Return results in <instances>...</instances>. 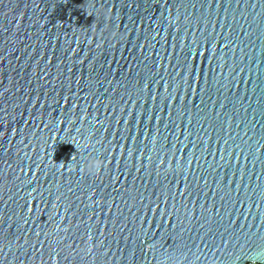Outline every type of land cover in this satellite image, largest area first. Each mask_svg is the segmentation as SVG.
<instances>
[{
    "label": "water",
    "instance_id": "1",
    "mask_svg": "<svg viewBox=\"0 0 264 264\" xmlns=\"http://www.w3.org/2000/svg\"><path fill=\"white\" fill-rule=\"evenodd\" d=\"M264 264V0H0V264Z\"/></svg>",
    "mask_w": 264,
    "mask_h": 264
},
{
    "label": "built area",
    "instance_id": "2",
    "mask_svg": "<svg viewBox=\"0 0 264 264\" xmlns=\"http://www.w3.org/2000/svg\"><path fill=\"white\" fill-rule=\"evenodd\" d=\"M245 264H263V263H259V262H255V261H253V262L249 261V262H246Z\"/></svg>",
    "mask_w": 264,
    "mask_h": 264
}]
</instances>
